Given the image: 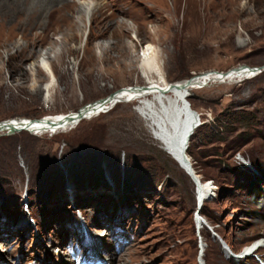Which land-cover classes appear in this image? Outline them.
<instances>
[{"label": "rangeland", "instance_id": "rangeland-1", "mask_svg": "<svg viewBox=\"0 0 264 264\" xmlns=\"http://www.w3.org/2000/svg\"><path fill=\"white\" fill-rule=\"evenodd\" d=\"M99 1L112 6L109 14L124 9L118 19L125 24L91 17L31 26L0 0V123L76 112L143 86L146 44L159 52L169 82L239 68L262 72L187 93L196 124L184 155L198 188L140 115L145 99L55 135L0 134L2 261L74 264L87 229L105 242L100 262L109 255L111 264H264V248L234 257L264 237V0H208L216 7L207 10L203 0ZM151 7L161 18L143 10ZM69 30L76 34L71 51L48 60L57 81L45 101L49 78L30 69ZM208 185L213 195L202 200L199 226L197 195Z\"/></svg>", "mask_w": 264, "mask_h": 264}, {"label": "bare ground", "instance_id": "bare-ground-1", "mask_svg": "<svg viewBox=\"0 0 264 264\" xmlns=\"http://www.w3.org/2000/svg\"><path fill=\"white\" fill-rule=\"evenodd\" d=\"M1 1L4 2L2 4L4 6L2 7H5L8 12H14L17 14L16 17H22L24 19V24H29L31 26L33 24H41L44 22V19H46L44 24H48L49 26L52 24H85L91 17L94 22L99 21L100 24H106L107 26L110 24H125L123 20L120 21L118 19L119 17L126 15V11L124 9H115L109 14L112 6L108 2L99 0H91L92 4L86 6H80L76 4L74 0ZM203 4L206 10L208 7H216L215 3L209 4L208 0H203ZM162 5L164 4L162 3ZM143 10L145 12H155V17L161 18L162 12L156 11L153 7ZM177 14L178 9L176 8L173 10V15L177 17ZM142 16L143 13L139 17ZM185 20L186 19H184V21ZM69 26H66L67 31ZM75 38L76 34L74 30H69V34L63 41H53L49 47L45 49L42 56L36 58L32 64L30 70L35 77L43 75L49 78L44 87L45 101H49L51 99L57 81L53 64L51 61H48L51 58V53L53 52L55 54V58H57L61 52L69 53L71 51L70 43H72ZM142 52V56H140L142 59L140 69L143 79L145 80L143 86L135 88L129 87L120 90L108 98L86 105L76 112L46 116L45 118L42 117L39 120H14L0 123V134L13 135L19 132H27L28 134L36 136L47 133L55 135L57 133L66 132L70 128H74L82 121L97 117L121 104H130L137 100L145 99L147 102L143 104L141 111H139L140 115L155 129L157 132V138L163 144L167 145V147L169 146L173 148L179 159L183 161L186 166L190 167V164L185 159L184 150L188 136L196 124V119L192 109L187 103V93L202 89L211 84L230 83L234 81L241 82L248 80L258 76L262 71H258L260 69L257 68H239L226 73L209 72L189 80L169 82L164 71L163 64L159 59V52L150 44H146L145 48L142 49ZM22 69L23 65H18L17 71L21 72ZM209 188L210 187L208 185V189H202L201 199L199 195H197L202 204V200H205L208 194L211 193ZM210 195L213 194L211 193ZM207 199L209 200V197ZM198 221L197 222L199 224H203L202 220L199 219ZM83 232H88L89 235H85V238L81 237L78 244L74 242L76 244H74L75 247L77 246L75 250H81L83 254L86 252V254L94 253L99 256L100 253L103 252L102 249L105 242L102 245L97 241L98 238L91 235L87 229ZM99 239L104 241L102 238ZM263 248L264 237L253 241L252 244L243 250L241 256H234L235 261H240L243 257L247 258L252 256ZM262 257L264 258V256ZM2 260H4L3 256L0 257V264H4ZM56 260H53L55 264H61L60 261ZM93 262L95 264H100L98 260H93ZM107 263L111 264L109 255Z\"/></svg>", "mask_w": 264, "mask_h": 264}, {"label": "water", "instance_id": "water-1", "mask_svg": "<svg viewBox=\"0 0 264 264\" xmlns=\"http://www.w3.org/2000/svg\"><path fill=\"white\" fill-rule=\"evenodd\" d=\"M253 69H255V68H253ZM258 71H261V70H258ZM34 120H36V119H34ZM190 169L187 171L188 172V174L191 176V178L193 179V181L196 183V185L198 186V184L200 183L199 182V180H197L196 179V176H195V174H194V171L193 170H191V166L189 167ZM203 206V204H202V202L200 201V199H199V204H197V210H196V217H197V221L199 220V219H201L199 216V214H200V209H201V207ZM197 224H198V222H197ZM199 225V224H198ZM200 226V225H199ZM206 226H207V224H206ZM208 227V226H207ZM210 229V228H209ZM213 235L214 236H216L217 237V235H216V233H214L213 232Z\"/></svg>", "mask_w": 264, "mask_h": 264}, {"label": "trees", "instance_id": "trees-1", "mask_svg": "<svg viewBox=\"0 0 264 264\" xmlns=\"http://www.w3.org/2000/svg\"><path fill=\"white\" fill-rule=\"evenodd\" d=\"M193 136H194V134H193ZM193 136H192V137H193ZM190 153H191V152H190V147H189V149H188V154H190Z\"/></svg>", "mask_w": 264, "mask_h": 264}, {"label": "built area", "instance_id": "built-area-1", "mask_svg": "<svg viewBox=\"0 0 264 264\" xmlns=\"http://www.w3.org/2000/svg\"><path fill=\"white\" fill-rule=\"evenodd\" d=\"M199 120V119H198Z\"/></svg>", "mask_w": 264, "mask_h": 264}]
</instances>
